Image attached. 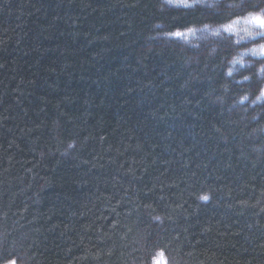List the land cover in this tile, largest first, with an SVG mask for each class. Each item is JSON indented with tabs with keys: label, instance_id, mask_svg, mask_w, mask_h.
<instances>
[{
	"label": "trees",
	"instance_id": "trees-1",
	"mask_svg": "<svg viewBox=\"0 0 264 264\" xmlns=\"http://www.w3.org/2000/svg\"><path fill=\"white\" fill-rule=\"evenodd\" d=\"M256 15L0 0V264H264Z\"/></svg>",
	"mask_w": 264,
	"mask_h": 264
},
{
	"label": "snow or ice",
	"instance_id": "snow-or-ice-1",
	"mask_svg": "<svg viewBox=\"0 0 264 264\" xmlns=\"http://www.w3.org/2000/svg\"><path fill=\"white\" fill-rule=\"evenodd\" d=\"M190 6L191 5H185V7H190ZM249 22L254 23V24L258 25L260 28L264 29V16H262V15L251 16ZM175 35L180 36L181 33L177 32ZM229 75H231V72H229ZM245 79H248V77H245ZM262 95H264V92H262ZM244 99L246 100L247 97H244ZM241 103H243V101H241ZM200 199L207 201L209 199V197L207 195H204V196H201ZM13 264H14V262H13Z\"/></svg>",
	"mask_w": 264,
	"mask_h": 264
}]
</instances>
